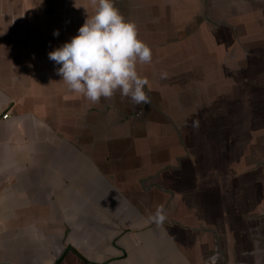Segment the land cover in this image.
<instances>
[{
	"label": "crops",
	"instance_id": "obj_1",
	"mask_svg": "<svg viewBox=\"0 0 264 264\" xmlns=\"http://www.w3.org/2000/svg\"><path fill=\"white\" fill-rule=\"evenodd\" d=\"M33 10L0 0V264H211L217 253L216 264H264V206L234 226L232 212H200L199 189L172 184L181 167L147 149L157 130L130 141L128 130L83 124L91 101L40 51ZM158 206L162 226L150 220Z\"/></svg>",
	"mask_w": 264,
	"mask_h": 264
},
{
	"label": "rangeland",
	"instance_id": "obj_2",
	"mask_svg": "<svg viewBox=\"0 0 264 264\" xmlns=\"http://www.w3.org/2000/svg\"><path fill=\"white\" fill-rule=\"evenodd\" d=\"M23 1L42 16L41 38L55 37L51 48L41 43L45 58L78 34L86 10L94 11L91 0ZM196 1L114 0L137 25L139 38L152 43V61L137 68L149 81L144 90L151 102L138 105L117 90L111 99L88 103L89 120L83 124L128 130L130 141L157 130L147 149L157 164L181 167L172 184L186 191L196 186L200 212H232L234 226L236 214L252 211L253 220L264 206V0ZM127 139L119 140L130 145ZM246 166L252 168L249 174Z\"/></svg>",
	"mask_w": 264,
	"mask_h": 264
},
{
	"label": "clouds",
	"instance_id": "obj_3",
	"mask_svg": "<svg viewBox=\"0 0 264 264\" xmlns=\"http://www.w3.org/2000/svg\"><path fill=\"white\" fill-rule=\"evenodd\" d=\"M94 11L88 14L78 34L48 53L56 65V74L69 90L82 94L92 103L101 97L111 99L119 90L136 104H150L145 92L149 83L138 74L137 63L152 61L150 46L138 36L137 25L127 20L115 7L114 0H91ZM59 36V31L53 33ZM167 78V73H161ZM198 122H193L196 127ZM167 215L163 206H158L150 220L162 226ZM219 253L210 257L216 264Z\"/></svg>",
	"mask_w": 264,
	"mask_h": 264
},
{
	"label": "built area",
	"instance_id": "obj_4",
	"mask_svg": "<svg viewBox=\"0 0 264 264\" xmlns=\"http://www.w3.org/2000/svg\"><path fill=\"white\" fill-rule=\"evenodd\" d=\"M7 117H8V112L2 115L1 119H7Z\"/></svg>",
	"mask_w": 264,
	"mask_h": 264
},
{
	"label": "trees",
	"instance_id": "obj_5",
	"mask_svg": "<svg viewBox=\"0 0 264 264\" xmlns=\"http://www.w3.org/2000/svg\"><path fill=\"white\" fill-rule=\"evenodd\" d=\"M63 258H64V257H62V258L57 262V264H61Z\"/></svg>",
	"mask_w": 264,
	"mask_h": 264
}]
</instances>
